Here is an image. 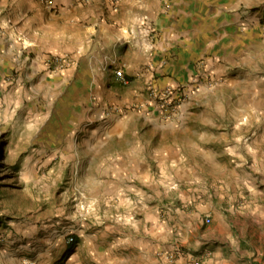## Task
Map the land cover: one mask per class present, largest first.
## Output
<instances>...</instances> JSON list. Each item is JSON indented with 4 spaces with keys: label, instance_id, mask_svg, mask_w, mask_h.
I'll list each match as a JSON object with an SVG mask.
<instances>
[{
    "label": "rangeland",
    "instance_id": "1",
    "mask_svg": "<svg viewBox=\"0 0 264 264\" xmlns=\"http://www.w3.org/2000/svg\"><path fill=\"white\" fill-rule=\"evenodd\" d=\"M241 1L239 44L208 62L193 94L157 93L153 113L175 120L165 125L173 131L141 136L155 161L128 190L88 188L76 134L150 110L115 104L107 86L119 81L59 70L58 56L37 61L22 43L4 47L0 264H201L215 247L231 264H264V0ZM86 107L95 117L79 130Z\"/></svg>",
    "mask_w": 264,
    "mask_h": 264
},
{
    "label": "crops",
    "instance_id": "2",
    "mask_svg": "<svg viewBox=\"0 0 264 264\" xmlns=\"http://www.w3.org/2000/svg\"><path fill=\"white\" fill-rule=\"evenodd\" d=\"M241 3V0H0V53L7 44V52L14 53L22 43L37 61L68 54L73 61L70 66L78 65L79 76H105L123 84L107 86L109 92L120 94L115 104L128 107L136 103L142 111L150 110L142 112L144 116L140 118L115 115L104 122V130L96 127L89 133L76 134L82 153L79 172L89 174L88 188L104 186L106 192L128 190L135 183L143 184L150 163L155 161L149 152L154 153L153 147L142 143L141 136L146 135L149 141L155 134L173 131L165 125L175 120L162 123L153 113L157 93L168 87L187 86L182 91L193 94L194 81L198 76L203 78L208 62L223 55L235 37L239 44ZM143 15L156 31L152 43L141 36L133 38L134 22ZM117 67L126 77L125 83L113 75ZM93 110L94 107H86L76 114L79 130L95 117ZM131 126L135 127L133 131L129 129ZM198 135L206 136L207 127ZM204 162L213 167L210 156ZM102 173L105 177L99 175ZM207 251L210 257L201 264H231L230 258L220 257L218 247ZM263 254L264 251L257 250V255Z\"/></svg>",
    "mask_w": 264,
    "mask_h": 264
},
{
    "label": "built area",
    "instance_id": "3",
    "mask_svg": "<svg viewBox=\"0 0 264 264\" xmlns=\"http://www.w3.org/2000/svg\"><path fill=\"white\" fill-rule=\"evenodd\" d=\"M133 28H134L133 30L135 31V35L133 36V38H135L136 36L137 37L141 36L142 38L146 40L148 39V41L150 42L156 32L153 23L144 15L136 18ZM133 30L130 32V34H133ZM151 43L149 44L151 45ZM150 45H149V48H150ZM51 62L59 70L69 66L72 63L71 57L68 54H63L61 56L52 58ZM113 75L121 81L124 80V75L121 69L119 68H115L113 70Z\"/></svg>",
    "mask_w": 264,
    "mask_h": 264
}]
</instances>
